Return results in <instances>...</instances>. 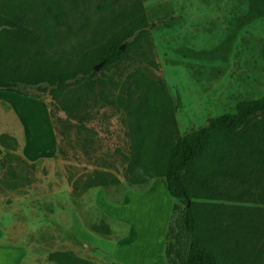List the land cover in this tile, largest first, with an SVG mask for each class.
<instances>
[{
	"label": "rangeland",
	"instance_id": "374dc122",
	"mask_svg": "<svg viewBox=\"0 0 264 264\" xmlns=\"http://www.w3.org/2000/svg\"><path fill=\"white\" fill-rule=\"evenodd\" d=\"M103 1L107 3L101 9L98 5ZM136 2L139 7H135ZM49 3L65 12L70 27H61L59 34L70 37L74 47V35L81 38L98 30L104 38L122 36L132 24L141 21L129 38L133 40L124 60L109 69L101 70L96 65L95 70L101 76L111 75L118 84L109 99L139 77L162 84L173 104L179 95L180 103L173 111L178 135L205 124L208 118L233 113L238 102L264 95V63L260 54L264 17L234 30V19L246 13L250 0ZM0 6L3 20L28 27L36 24L35 32L41 35L54 28L42 0H0ZM113 20L121 23L102 33L104 23ZM219 46H223L222 50L212 59L180 52H202ZM64 47L68 50L66 44ZM39 49L48 54L56 51V47L48 49L36 42L31 46V51ZM100 89H96V102L88 100L84 87L77 91L69 87L60 94L65 101L76 95L82 99L77 118L64 110L55 111L58 128L63 131L60 139L49 115L48 108L53 104L50 95L29 88L31 96L13 92L11 97L0 98V135L8 137L6 145H0V159H5V165L0 164V246L15 252L17 264H57L48 260V255L64 250L91 264H108L111 259L114 264H167L163 250L168 224L176 233L181 223L180 213L172 214L174 200L164 178L138 186L115 173L119 183L73 193V182L80 185L96 169L114 172L111 166H119L121 154L129 150L127 114L104 101ZM58 146L64 155L59 154ZM30 149L36 152L32 159L27 157L31 156ZM8 167L21 176L16 181L19 193L4 188V182L12 180ZM263 183L260 178L253 189L261 193ZM205 201L235 203L264 215L263 201ZM97 225L107 226L109 232L95 230Z\"/></svg>",
	"mask_w": 264,
	"mask_h": 264
},
{
	"label": "trees",
	"instance_id": "16d2710c",
	"mask_svg": "<svg viewBox=\"0 0 264 264\" xmlns=\"http://www.w3.org/2000/svg\"><path fill=\"white\" fill-rule=\"evenodd\" d=\"M106 3L103 1L98 7L103 9ZM42 4L54 25L53 30L42 35L35 32L36 24L28 27L0 18V91L31 96L27 89L35 88L50 95L53 104L48 109L57 139L63 131L58 128L55 111L64 110L77 118L82 101L78 95L66 101L60 98L69 87L75 91L84 87L88 100L94 102L96 89L100 87L99 94L104 101L127 114L128 153L121 154L119 166H111L114 172L96 169L80 185L73 182L74 195L95 186L119 183L115 173L138 186L154 178H164L167 192L174 200L172 214L179 212L181 223L176 233L171 223L168 224L163 250L167 264H264L261 257L264 255V215L235 203L205 201L224 198L231 202H264V188L261 193L253 189L254 182L260 178L264 182V95L238 102L233 113L208 118L205 124L178 135L173 111L180 103L179 95L173 104L162 84L139 77L130 86L121 87V94L109 99L108 95L118 84L111 75L102 73L101 76L95 70L96 65L101 70L109 69L124 60L133 40L129 38L141 21L132 24L122 36L112 34L104 38L98 30L81 38L74 35L77 45L74 47L70 37L59 34L61 27H70L65 12L54 8L49 0H42ZM135 7H139L138 2ZM262 17L264 0H250L246 13L234 19V30ZM118 23L121 22L104 23L106 30L102 33L114 29ZM35 42L48 49L56 47V51L50 54L42 49L31 51ZM222 48L180 52L184 56L212 59ZM260 54L264 63V35ZM6 138L0 135L3 147ZM58 152L64 155L60 146ZM4 162L3 157L0 164L5 165ZM7 169L12 180L4 182V188L19 193L16 181L21 176L10 167ZM77 188L80 190L74 192ZM100 228L109 232L107 226H94L97 231ZM48 260L57 264H91L69 250L51 252Z\"/></svg>",
	"mask_w": 264,
	"mask_h": 264
},
{
	"label": "crops",
	"instance_id": "0c3cea01",
	"mask_svg": "<svg viewBox=\"0 0 264 264\" xmlns=\"http://www.w3.org/2000/svg\"><path fill=\"white\" fill-rule=\"evenodd\" d=\"M11 93L13 92H7V91L0 92V98L1 97H11ZM28 114H29V117L32 119L33 115L30 113ZM30 142L32 143L33 141H30ZM28 154L31 156H27V157L29 159H32V156L36 154V152L31 151L30 149ZM118 217L120 218V216ZM5 258H6V263H4ZM114 262H115L114 259L113 260L111 259V261L108 264H114ZM17 263H18V256L15 254V252L11 251L9 248H7V246H0V264H17ZM163 264H165V261H163Z\"/></svg>",
	"mask_w": 264,
	"mask_h": 264
}]
</instances>
